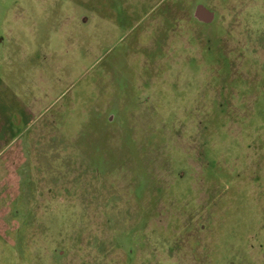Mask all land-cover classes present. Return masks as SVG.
Segmentation results:
<instances>
[{
  "label": "rangeland",
  "instance_id": "1",
  "mask_svg": "<svg viewBox=\"0 0 264 264\" xmlns=\"http://www.w3.org/2000/svg\"><path fill=\"white\" fill-rule=\"evenodd\" d=\"M198 1L253 94L170 40L196 0H0V264H264V71L237 0Z\"/></svg>",
  "mask_w": 264,
  "mask_h": 264
},
{
  "label": "flooded vegetation",
  "instance_id": "2",
  "mask_svg": "<svg viewBox=\"0 0 264 264\" xmlns=\"http://www.w3.org/2000/svg\"><path fill=\"white\" fill-rule=\"evenodd\" d=\"M239 2H240V0H237V2H236V10H235L234 17H235L236 22H238L236 24V28L238 29V32L242 33L243 38H244V42H243V45L240 46L238 49L239 54L237 55V59H239V58L241 59L243 57V61H245V62H251L254 65H256V63H259L261 65V67L263 68L262 70L264 71V56L261 57V56L257 55L258 53L256 51H254L253 49H251V48H255L257 46L258 48H263V50H264V40L256 38L254 36L253 29L251 28L252 29L251 30L250 28H248V25L246 22L244 23L245 26H247L245 28L248 32L249 31L251 32L250 36L247 37L248 34L244 35L245 33L242 30H240V28L238 27L240 24V21L237 18V12L239 9L238 8ZM200 6H203V7H206L207 9H209L208 4L200 3L198 0H196L195 7H194V9L191 13V17H190L191 21H193V19H194L195 22L198 23V25L200 26V29H199L200 30V34H199L200 36L199 35L197 36L193 33V29H192L193 24L189 21L190 26H188V28H187L188 33H186V35H185L186 40H182L180 34L178 33V29L176 28V20L171 19L170 20L171 21L170 22V27H171L170 31L172 33L170 34V36L171 35L172 36H171L170 40L172 39V37H175V36L178 37L186 46L185 50L187 51V53H189L190 50L195 51V53L197 55H199L200 57H201L200 53L202 52V51H200V49L202 47V50H203L205 47V52L207 50V52L211 56L210 57L211 64H210V66L208 65V69H209L208 71L210 72V74L211 73H217V75L221 74L220 76L217 77V79H220L218 86L222 85V88L217 91L218 93L220 92V93L224 94V91H222V89L223 88L225 89V86L223 84H221V81L224 79V77L225 78L227 77V80L230 79V76L232 75L234 78H231V79L234 80L236 77H238L240 79L239 84L237 85V88H239L241 90L240 93L238 94L239 95L238 98H241L242 96H244L243 94L246 91L252 92V94H253V89L249 90L248 85H251L254 81H256V78L250 79V78L244 77L240 71V69L243 66L242 62H241V65H239L238 62H236L237 64L236 63L234 64L232 61V56L230 55L231 52L227 53L224 51V49L222 47V43H221L222 42L221 38L224 34L216 36L214 40L212 39V35L210 33V28H213V26H215V25H218L219 27H223V29H225V27L217 22V20H218L217 14H215V13H214V16L211 18V20H209V21L205 20L204 13L198 11V8ZM210 11H212V10H210ZM203 26H204V28H203ZM251 43H254L255 45L251 46ZM205 52H202V53H205ZM240 53H242L244 56L241 55ZM233 59L235 60V55H234ZM217 70H219V71L216 72ZM230 72H232V73L229 75ZM263 75H264V72H263ZM218 93L215 96H218ZM223 94H222V96H223Z\"/></svg>",
  "mask_w": 264,
  "mask_h": 264
},
{
  "label": "crops",
  "instance_id": "3",
  "mask_svg": "<svg viewBox=\"0 0 264 264\" xmlns=\"http://www.w3.org/2000/svg\"><path fill=\"white\" fill-rule=\"evenodd\" d=\"M15 126V119L12 113L7 116H1L0 113V144L6 143L10 145L15 141L16 133L13 130Z\"/></svg>",
  "mask_w": 264,
  "mask_h": 264
},
{
  "label": "water",
  "instance_id": "4",
  "mask_svg": "<svg viewBox=\"0 0 264 264\" xmlns=\"http://www.w3.org/2000/svg\"><path fill=\"white\" fill-rule=\"evenodd\" d=\"M199 12H203L205 15V20H211V18L214 16V12L210 11L209 9H207L206 7L200 6L198 8Z\"/></svg>",
  "mask_w": 264,
  "mask_h": 264
}]
</instances>
